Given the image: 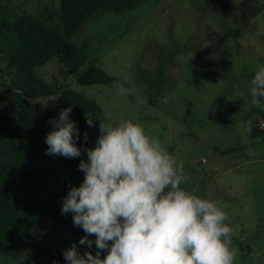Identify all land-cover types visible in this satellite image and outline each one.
I'll use <instances>...</instances> for the list:
<instances>
[{
	"label": "rangeland",
	"instance_id": "obj_1",
	"mask_svg": "<svg viewBox=\"0 0 264 264\" xmlns=\"http://www.w3.org/2000/svg\"><path fill=\"white\" fill-rule=\"evenodd\" d=\"M0 4L8 20L23 10L61 31L51 14L56 0ZM67 39L86 52L84 62L71 71L54 54L35 73L92 97L102 122L132 119L158 137L184 163L190 180L181 186L227 206L222 210L239 250L235 264H264V126H256L264 107H253L249 96L253 69L264 65V0H140L117 12L93 13ZM88 62L111 79L76 82L75 73ZM3 63L0 59V106L9 110ZM249 120L252 131L245 142ZM67 173L58 165L39 186L40 196ZM80 237L48 225L17 258L0 252V264H65L62 253L72 243L81 254H95L94 237L91 248L80 245Z\"/></svg>",
	"mask_w": 264,
	"mask_h": 264
},
{
	"label": "clouds",
	"instance_id": "obj_2",
	"mask_svg": "<svg viewBox=\"0 0 264 264\" xmlns=\"http://www.w3.org/2000/svg\"><path fill=\"white\" fill-rule=\"evenodd\" d=\"M253 71L250 103L264 107V65ZM125 92L120 87L119 94ZM71 111V106L63 108L58 119L48 121L52 127L45 136L46 155L81 156ZM94 119L86 115L89 127ZM251 131L249 120L245 142ZM84 151L87 160L78 164L83 180L69 186L60 210L62 215L71 213L74 226L82 228L79 244L91 248L94 237L96 250L81 254L72 243L63 250L65 264H235L239 250L226 223L230 217L222 210L227 206L182 187L190 180L183 161L141 123L99 120L95 145Z\"/></svg>",
	"mask_w": 264,
	"mask_h": 264
},
{
	"label": "trees",
	"instance_id": "obj_3",
	"mask_svg": "<svg viewBox=\"0 0 264 264\" xmlns=\"http://www.w3.org/2000/svg\"><path fill=\"white\" fill-rule=\"evenodd\" d=\"M139 1L56 0L51 14L58 19L61 31L23 10L8 20L5 6L0 4V59L4 62L2 69L8 74L3 99L9 106V110L0 106V252L17 258L48 225L73 237L84 234L82 228L74 226L71 213L62 215L60 209L69 186H78L83 180L78 164L81 159L87 160L84 149L95 145L102 109L92 97L69 86H55L34 70L58 54L65 67L74 71L87 54L67 37L93 13L117 12ZM111 77L95 62H88L75 73L74 79L88 84ZM39 97L44 100L40 101ZM69 106L72 107L70 119L79 130L77 146L81 156L46 155L45 136L52 127L48 121L58 119L61 109ZM86 115L97 118L92 127L87 125ZM58 165L68 169V173L46 195L40 196L39 186Z\"/></svg>",
	"mask_w": 264,
	"mask_h": 264
},
{
	"label": "built area",
	"instance_id": "obj_4",
	"mask_svg": "<svg viewBox=\"0 0 264 264\" xmlns=\"http://www.w3.org/2000/svg\"><path fill=\"white\" fill-rule=\"evenodd\" d=\"M256 126L258 128H262L264 126V119H258Z\"/></svg>",
	"mask_w": 264,
	"mask_h": 264
}]
</instances>
